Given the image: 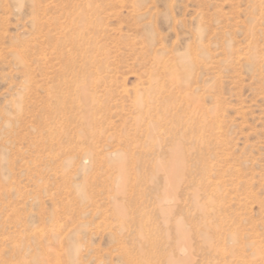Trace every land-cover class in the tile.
Segmentation results:
<instances>
[{"label":"rangeland","instance_id":"rangeland-1","mask_svg":"<svg viewBox=\"0 0 264 264\" xmlns=\"http://www.w3.org/2000/svg\"><path fill=\"white\" fill-rule=\"evenodd\" d=\"M0 264H264V0H0Z\"/></svg>","mask_w":264,"mask_h":264},{"label":"bare ground","instance_id":"bare-ground-1","mask_svg":"<svg viewBox=\"0 0 264 264\" xmlns=\"http://www.w3.org/2000/svg\"><path fill=\"white\" fill-rule=\"evenodd\" d=\"M96 61H97V59H96ZM88 62V61H87ZM169 65V64H168ZM167 65V66H168ZM170 66V65H169ZM168 66V67H169ZM170 68V67H169ZM170 70V69H169ZM156 79V78H155ZM152 81H154V79H152ZM157 82H158V80H156ZM97 82V81H96ZM157 82H155L154 84H156ZM98 84V83H97ZM163 93V92H162ZM184 97V96H183ZM186 97V96H185ZM187 98V97H186ZM86 99V98H85ZM185 99V98H184ZM188 99H189V97H188ZM90 100V99H89ZM185 100H187V99H185ZM190 100V99H189ZM162 103V102H161ZM88 108V107H87ZM85 109V112H86V114H87V116H86V118H85V121H86V124H87V126L88 127H91V121H93L90 117H91V114H90V109ZM162 108V107H161ZM150 111H152V109L150 110ZM90 114V115H89ZM89 115V116H88ZM82 118H83V115H82ZM161 118V117H160ZM97 120V119H96ZM153 123V122H152ZM154 125V124H153ZM89 131V130H88ZM165 133V132H164ZM166 178H168V177H166Z\"/></svg>","mask_w":264,"mask_h":264}]
</instances>
